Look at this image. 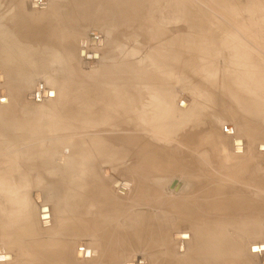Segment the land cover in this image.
<instances>
[{"label":"bare ground","instance_id":"obj_1","mask_svg":"<svg viewBox=\"0 0 264 264\" xmlns=\"http://www.w3.org/2000/svg\"><path fill=\"white\" fill-rule=\"evenodd\" d=\"M39 1L8 0L7 9L0 12V83H3V87H0V138L6 139L4 144L10 152V156H7L3 155L4 150H0V190L6 188L19 193L26 187L39 188L43 184L46 197L58 203V209L46 205L38 208V223L42 232L32 224L45 237L43 240L50 242L63 235L67 240L82 238L85 245L99 246L100 250L96 247H83V244L73 251L69 246L54 247L52 242L40 245L37 250H18L17 234H14V242L8 241L10 246L14 245V252L19 251L23 259L39 260V264H50L54 260L52 256L62 264H116V257L132 256L133 259L124 264H135L134 260L139 254H144L147 258L152 256L155 258L154 262H157L155 264H161L158 255L169 254L172 246L156 220L161 214L160 209H163L168 214L180 213L186 221L179 225L177 233L171 234L172 241L182 242L185 235L183 233H195L191 232L193 239L188 254L173 260L171 264H219L214 262L216 239L221 253L225 254L229 247L225 243L227 238L247 243L252 232L264 229V143L256 137L259 129L257 133L255 130L258 127L264 128V52L254 48V45H251L252 49L248 44L240 52L236 51L238 54L232 59L230 57L233 52L229 53L228 60L232 63L228 62L232 66H226L228 72L221 71L219 74L216 71L219 75L214 72L215 78L222 77L219 79L224 82L219 80L223 86L217 83L216 91L211 89L214 95L207 90L209 96L213 95L211 99L205 95L199 96L200 93L195 94L194 97L197 98L192 97V94L191 97L181 94L176 98V87H182L180 78L188 80V83H196V79L202 77L199 75L206 77V73L210 72L208 70L205 73L202 68L207 60L213 58L209 52L212 54L211 51L218 45L222 46L223 41L229 42L224 34L220 38V29L213 31L208 26L207 32H202L203 37L197 42L192 41L195 36H191L192 27L185 23V18L180 28L161 29L155 22L156 17L154 21L157 10H151L154 16L150 12L149 15L145 13L151 9V2L155 3L156 0H138L143 5L138 6V13H134L133 7L136 0H71L65 6L61 5L62 0H59L60 4L55 3V0L54 3H44V6ZM167 2L164 4L167 5ZM183 2L186 14L196 12L205 16L202 7L195 8L185 0L179 4ZM146 3L148 10H145ZM176 5L172 4L174 7ZM62 6L72 10L61 12ZM176 8L182 10L180 5ZM131 11H134L137 28L147 40L145 54L154 63L148 62L146 58L136 60V55L131 54L130 59L123 60L114 67L101 65L96 67L97 70H92L94 72L81 74L75 54L81 58L82 49L85 48L77 37L78 48L76 45L75 47L78 51L75 53L72 45L75 26L98 25L102 29L121 27L122 24L132 22ZM177 14L179 15L174 12L173 15ZM178 20L175 19L174 24ZM199 23L202 24L200 21ZM255 33L258 34V31ZM258 35L264 36L263 33ZM89 38L90 43L91 38L94 39L93 49L100 48L96 46L100 45L96 35ZM261 40L264 42V37ZM226 42L225 47L231 45ZM230 48L232 47L228 50ZM262 49L264 50V44ZM217 50L213 53H217ZM232 50L233 48L229 51ZM221 51L220 56L221 53L229 52ZM86 55L79 61L81 68ZM216 56L219 57V54ZM96 59L92 63L97 64L99 58ZM215 61L214 64L219 63ZM87 65L91 66V62ZM64 66L70 68L69 74L64 71ZM238 67H241L244 74H241ZM35 69L37 73L42 72L44 77H53L54 80L50 81L49 91L41 88L39 91L24 92L25 99L29 100L28 96L32 95L31 99L36 103L39 101L34 100V97L38 92L40 96L44 91L52 92L53 95L41 96L40 105L36 104V107H24L20 104L23 93L17 90V83L35 78L32 75ZM207 69L211 70V66ZM26 74L30 78L18 79V75L20 77ZM226 74L232 75V78L228 79L230 75L227 77ZM239 74L245 80L242 81L245 84L243 86L240 80L238 83V79L242 78ZM228 80L235 86H228ZM45 81L49 82L47 78ZM183 84L190 88L188 84ZM202 85L207 86L204 81ZM207 87H202L201 90L210 88ZM258 94L260 98L255 99ZM44 100H50V105L43 104ZM210 104L213 110H209ZM209 111L217 114L216 122L212 123ZM222 120L233 123L235 132L225 134L230 128L220 129ZM26 134L35 138L52 134L54 139L52 142L49 137L43 150L34 149V145H25L16 150V146L24 145L22 137ZM233 135L236 137H231ZM161 164L166 165L164 169L160 168L161 172L176 173L181 180V184L178 180L170 182L169 193L164 191L163 180L156 173L148 172L151 168L162 167ZM31 174L37 180L31 183L26 179L23 182L22 178ZM108 176L127 180L115 179L111 183L102 180ZM10 179H14V185L8 183ZM117 181L120 183L115 187ZM5 191H0V197L10 195ZM177 192L178 196L174 198L167 195ZM10 198L8 202L13 200L9 201ZM148 199L153 211L143 205ZM1 202L0 230L4 228L3 222L9 215L21 211L15 206L16 202L15 207L11 205L9 208ZM121 203L125 204L124 209ZM116 204L120 207H116ZM42 207H47L48 225H43L40 218L39 209ZM128 211L136 212L135 216L122 220L121 215ZM28 217L24 218L25 222ZM182 226L187 227L186 232H180ZM30 227L32 228H28ZM0 243V256L10 255V260H0V264H16L17 256L6 251L5 246L8 245H5L1 234ZM232 245L237 248L236 243ZM253 245L258 247L252 249L254 246H249V257H261V244Z\"/></svg>","mask_w":264,"mask_h":264},{"label":"rangeland","instance_id":"obj_2","mask_svg":"<svg viewBox=\"0 0 264 264\" xmlns=\"http://www.w3.org/2000/svg\"><path fill=\"white\" fill-rule=\"evenodd\" d=\"M39 1V0H38ZM41 2H42V5L44 6L45 4H46V2L47 3H49V1L52 3H54L55 2V0H40ZM39 1V2H40ZM61 1V0H60ZM59 0H56V2L55 3H57V2H59V4L61 3V5L63 4V6H65V5H67L71 0H62L61 2H60ZM138 0H136V2H137ZM170 1V2H169ZM168 2H167V0L165 1V0H162V1H160V0H158V2H157V0H156V2L154 3V2H151V9H149V11H146L145 13H147L148 15L151 13L153 16H154V14L151 12V10L152 11H154V9L155 10H157L156 11V13L157 14H155V16H154V21L156 22V24H158V25H160V27H161V29L163 28V29H167V30H169V29H171V27H175V28H180L181 26H182V24L184 23V21H183V19L185 20V23L187 22L189 25H190V27H192V31H191V36H195V38L194 37H192V41H194V42H197V40H200V38L201 37H203V33H205V32H207V30H208V26H211L210 27V29L209 30H213V31H218L219 29V31L220 32H218V33H221L222 35H220V38H222L224 35V37H228V41L230 42H226V40H225V42L228 44H231L230 46H224V44H225V42L223 41L225 38H223V45L222 46H216L214 49H213V51H215V50H220L221 49V47H223L222 48V51L223 52H226V51H229V50H231L232 48H233V50L232 51H229V52H226V54L225 53H221L222 55L220 56V51H218L217 50V53H213V51H211L212 52V54H210V52H209V55H212V57L214 58H212V59H210V60H207V62L203 65V67H202V65H201V67L204 69V72L206 73L208 70L210 71V72H208L209 73V76H207L208 75V73H206V77L204 76V75H199V76H202V77H199V76H197V75H193V76H195V77H199V78H197L196 79V83L195 82H193V83H188L189 81L188 80H186V79H183V78H180V80L182 81V83L180 84V85H182V87H176V89H175V97L176 98H178L181 94H183V95H188V96H190L191 94H192V97H194L195 96V94H199V96H203L204 97V95L206 96V97H209L210 99H211V95L213 94L214 95V91H211V89H213V90H215L216 91V88H217V83L219 84V85H222L223 86V84L221 83L220 84V81H222V80H220L219 78L217 79V77L215 78V76L216 75H219L220 73H221V71H222V73L224 72V71H226V72H228L227 70L228 69H226L227 67L226 66H228V67H230V66H232V65H230L232 62L231 61H229L230 59H232L233 58V56L237 53L238 54V52H236V51H238L239 50V52L241 51V49L243 50L245 47H248V46H250L251 48H252V46L251 45H254L253 47L254 48H257L258 50H260V52H264V50L262 49V45L264 44V42L261 40V38L262 37H264V36H259L258 34H260V33H263V35H264V0H185V1H188V4L189 5H192L193 7H202V12L205 14V16H203L201 13H196V12H193V13H189V14H186V10H185V4H184V2L182 3V4H179V2L181 3L182 1H184V0H180L179 2L178 1H176V0H174L175 1V3L177 4L176 6H178L179 7V5H180V7L182 8V10L181 9H179V8H176V6L174 7V6H172V4H175V3H172V2H174L173 0H169ZM172 1V2H171ZM210 1V2H209ZM132 2H134V1H132ZM136 2L134 3V5H133V7H134V9H135V12L134 13H138V10H137V8H139L140 9V7H142L143 5H142V2L140 1V2H137L138 3V5H136ZM160 2H162L161 3V5H163V6H161L160 5ZM164 2L166 3L167 2V5H165L164 4ZM198 2V3H197ZM212 2V3H211ZM234 2H237V3H234ZM45 3V4H44ZM154 3V4H153ZM171 3V4H170ZM206 5H205V4ZM214 3V4H213ZM234 3V4H233ZM140 4V5H139ZM154 6H153V5ZM170 4V5H169ZM179 4V5H178ZM184 4V5H183ZM198 4V5H197ZM210 4H211V6H210ZM236 4V5H235ZM8 5H9V3H8V0H0V12H4L6 9H7V7H8ZM187 5V4H186ZM196 5V6H195ZM215 5V6H214ZM224 5H228V6H224ZM234 5V6H233ZM42 6V7H43ZM62 6V10H61V12H68V11H71L72 9H69L68 7L66 8V7H63ZM138 6H140V7H138ZM146 6V7H145ZM144 7H145V10H148V6H147V3H146V5H145ZM159 6H161V7H159ZM165 6V7H164ZM169 6V7H168ZM205 6V7H204ZM207 6V7H206ZM209 6V7H208ZM213 6V7H212ZM230 6H232L231 8L232 9H230ZM136 7V8H135ZM150 7V6H149ZM159 7V9H157ZM167 7H168V9H167ZM170 7L172 8V7H174V8H172V9H170ZM229 9H228V8ZM147 8V9H146ZM163 8V9H162ZM164 8H165V10H164ZM180 10V11H178V10ZM228 9V11H230L229 13H228V11H226ZM161 10V11H160ZM175 10V11H174ZM184 10V11H183ZM204 10V11H203ZM208 10V11H207ZM169 12V14L171 13L172 14V17H175L174 19L171 17V14L169 15L167 12ZM175 12V14L178 12L179 13V15L177 14V16L176 15H173L174 14V12ZM231 11H234V12H232L231 13ZM133 12L131 11L130 13H131V18H130V21H132V22H130L128 25L126 24V25H124V24H122L121 25V27L119 26V27H117V28H107V29H102L101 27H99L98 25L96 26V25H78L77 24V26H75V29L73 30V32H75V37L73 38V40L75 41L76 39H77V37L78 38H80V42H81V40H84V48L85 49H82V54L80 55L81 56V58H79L78 56H77V54H75L76 55V59H77V61H78V71L81 73V74H86V73H91V72H94L95 70H97V68H99L101 65H103V66H105V67H107V66H111V67H114V66H116V65H118L119 64V62H121V61H123V60H126V59H130L131 58V54H134V55H136V57H137V59L136 60H142V59H144V58H146V60L148 61V62H152V63H154V61H152V59L149 57V56H147L146 54H145V51H147V40H145V38L143 37V34L141 33V31H139L140 29L139 28H137V26L138 25H136V19L134 18V16L133 15H135V14H133ZM148 12H150V13H148ZM155 12V11H154ZM162 13V14H161ZM183 13V14H182ZM195 13H196V15H195ZM207 13V14H206ZM163 14H165V15H163ZM166 14H168L167 16H166ZM190 14L192 15V16H190ZM222 14V15H221ZM228 14V15H227ZM234 14H237L236 16L234 15ZM148 15H147V17H148ZM182 15V16H181ZM194 15H195V17H194ZM201 15H202V17H201ZM223 15H226V16H223ZM159 16V17H158ZM210 16V17H209ZM223 16V17H222ZM231 16H233V17H231ZM239 16V18H237ZM155 17H156V19H155ZM159 19H158V18ZM164 17V18H163ZM169 17H170V19H169ZM183 17V18H182ZM197 17H199V18H197ZM207 19H206V18ZM212 17V18H211ZM133 18H134V20H133ZM163 18V19H162ZM165 18H167V21H166V19ZM179 18H182V19H180V20H178ZM192 18V19H191ZM195 18V19H194ZM206 20H204V19ZM217 20H216V19ZM218 18H220V19H218ZM222 18H223V20H222ZM250 18H252V19H250ZM165 19V20H164ZM169 19V20H168ZM175 19H177L178 21H180V22H178V21H176V24H174L175 23ZM215 21H214V20ZM228 19V20H227ZM164 21V23H162L163 21ZM174 22H173V21ZM182 20V21H181ZM192 20V21H191ZM196 20H197V22H196ZM202 23V24H200L199 23V21ZM218 20H221V21H223L224 22V24H222L223 22H219ZM227 20V21H226ZM250 20H252L253 22H250ZM168 21L169 22H171V23H168ZM204 21V22H203ZM220 23V25L221 26H219V24L217 23ZM133 22H135V24H133ZM154 22V23H155ZM159 22V23H158ZM167 22V23H166ZM173 22V23H172ZM209 22V23H208ZM263 22V23H262ZM180 23H181V25H180ZM211 23V24H210ZM259 23V24H258ZM155 24V25H156ZM227 24V25H226ZM260 24H262V26L260 25ZM162 25V26H161ZM172 25V26H171ZM195 25V26H194ZM198 25H200L199 27H198ZM203 25H204V27H203ZM207 27H206V26ZM214 27H213V26ZM231 25V26H230ZM261 26V28L259 29L258 28V26ZM125 26V27H124ZM197 26V27H196ZM225 26H226V28H225ZM158 28H160L159 26H157ZM203 27V28H202ZM225 29V30H222L223 28ZM119 28H121V29H119ZM122 28H123V30H122ZM212 28V29H211ZM215 28H217V29H215ZM222 28V29H221ZM228 28V29H227ZM257 28V29H256ZM262 28H263V30H262ZM120 30V32L118 31V30ZM138 29V30H137ZM230 29V30H229ZM81 30V31H80ZM197 30L198 31V33L199 34H197V31H196V34L194 33L195 31ZM252 30V31H251ZM116 31V32H115ZM200 31V32H199ZM222 31V32H221ZM223 31H224V33H223ZM258 31V34L257 33H255V32H257ZM140 34H139V33ZM203 32V33H202ZM227 32H228V35H227ZM232 32V33H231ZM114 33V34H113ZM231 33V34H230ZM246 33V34H245ZM93 34V35H92ZM137 34V35H136ZM224 34V35H223ZM233 34V35H232ZM241 34V35H240ZM256 34H257V36H256ZM77 35V36H76ZM94 35H96L98 38H96L97 40H100L101 42H100V45H97L96 44V46H98V47H100V48H96V49H98V50H96V49H93V47H95V43H94V45L92 46V44L90 43V38H89V36H94ZM200 35H202V36H200ZM243 35V36H242ZM114 36V37H113ZM234 36V37H233ZM237 36V37H236ZM255 36V37H254ZM251 37V38H250ZM257 37H258V40H257ZM260 37V38H259ZM88 38H89V43H88V45H87V40H88ZM232 38H234L233 40H232ZM255 38V39H254ZM142 39V40H141ZM202 39V38H201ZM248 39H250V42H248L249 40ZM255 40L254 42L252 41V40ZM72 40V42L74 43V44H72L73 45V48H74V50L76 51H78V46H77V41L78 40H76L75 42ZM103 41V42H102ZM236 41V42H235ZM239 41V42H238ZM146 42V43H145ZM258 44H257V43ZM255 43V44H254ZM102 44H105V45H103L102 46ZM234 44V45H233ZM235 44H238V45H235ZM248 44H250V45H248ZM257 44V46H255ZM260 44V45H259ZM75 45L77 46V48L75 47ZM91 45V46H90ZM148 45H150V44H148ZM243 45V46H242ZM248 45V46H247ZM81 46H83V45H81ZM85 46H89V47H85ZM234 46V47H233ZM141 47V48H140ZM229 47H232V48H230L229 50H228V48ZM261 47V48H260ZM114 48V49H113ZM135 48V49H134ZM143 48H144V50H143ZM137 49V50H136ZM224 49L226 50V51H224ZM253 49V48H252ZM140 50V51H139ZM197 50V49H196ZM77 51L75 52V53H77ZM96 52L95 53V55L97 54V59L99 58V60L98 61H96V63L97 64H94V65H91V66H88L89 68H87V69H85L84 67V69L83 68H81L80 67V65H79V61H80V59L81 60H83L84 59V56L87 54V55H93L94 54V52ZM221 51V52H222ZM90 52H92V53H90ZM112 52V53H111ZM144 52V53H143ZM231 52H233V55H231V57H230V54L229 53H231ZM90 53V54H89ZM259 53V52H258ZM219 54V57H217L216 55H218ZM227 54H229V55H227ZM232 54V53H231ZM236 54V55H237ZM114 55V56H113ZM216 57H215V56ZM226 55V56H225ZM226 58H225V57ZM227 56H228V58H227ZM110 58V59H108V58ZM222 57V58H221ZM229 57H230V59H229ZM115 58V59H114ZM141 58V59H140ZM219 58H220V60H219ZM96 59V58H95ZM96 59V60H97ZM112 59V60H111ZM222 59H224V60H222ZM227 59V60H226ZM229 59V60H228ZM218 61L219 63H217L216 61V63L214 64V62L213 61ZM211 61H212V63H211ZM231 62V63H229V62ZM112 62V64H110ZM208 62H210V63H208ZM223 63V64H222ZM226 63H227V65H226ZM83 64H84V62H83ZM87 64V63H86ZM209 64V65H208ZM199 65V66H200ZM215 65V66H214ZM225 66V68H223L224 66ZM94 66V67H93ZM206 66V68H204ZM211 66V70L210 69H207L208 67H210ZM77 67V66H76ZM91 67V68H90ZM97 67V68H96ZM52 68L54 69V66H52ZM93 68V69H92ZM201 68V69H202ZM13 69V68H12ZM12 69H10V70H12ZM202 69V70H203ZM205 69H207V70H205ZM215 69V70H214ZM238 69L240 70V72H242V70H241V67H238ZM7 70H9V69H7ZM66 70V73L67 74H69V72H70V68L68 67V66H64V71ZM92 70H94V71H92ZM219 73H217V72ZM12 72H14V70H12ZM33 72H36V73H33ZM78 72V73H79ZM203 72V71H202ZM214 72L215 73H217L216 75H214ZM41 74H39V73H37V71H36V69H35V71H32V75L35 77V78H32L31 77V79H29L28 81H21V82H18L17 83V90L18 91H20V92H22L23 93V95H22V97L23 98H21V106H24V107H26V106H30V107H36L37 105L36 104H38V105H40L39 104V102H36V103H34V101H32L33 99H29V100H26L25 99V97H24V92H31V91H33V90H37V88H44L46 91L48 90L49 91V89H50V86L49 85H51V82L54 80V79H52L53 77H51V78H49V77H44L43 75L44 74H42V72H40ZM201 73V72H200ZM199 73V74H200ZM14 74V73H13ZM37 74L39 75L38 77L39 78H41L40 80H39V78L37 77ZM241 74H244L243 72L241 73ZM241 74H239V76L241 75ZM26 75H28V74H26ZM26 75H21L20 77H19V75H18V79H20V78H22V77H26V78H30V76H31V73H30V76L28 75V76H26ZM42 75V76H41ZM172 75H176V74H174V73H172ZM230 74H226V76L228 77ZM41 76V77H40ZM95 76V75H94ZM231 76V77H230ZM229 77H228V79H231L232 78V75H230ZM239 76L237 75V77L239 78ZM227 77H225V79H227ZM236 77V79H238ZM241 77L242 78H239L238 79V83H239V80H240V82H241V86H243V85H245L244 84V82H245V80L243 79V76L241 75ZM44 78V79H43ZM47 78V80H49V84L47 83V81H45V79ZM33 79V80H32ZM200 80L199 82L197 81V80ZM218 80V82H216V80ZM243 79V80H242ZM220 80V81H219ZM51 81V82H50ZM203 81H204V85H205V83L207 84V86H209V87H207L206 85L205 86H203L202 84H203ZM213 81H214V84H213ZM242 81H244L243 83H242ZM183 82L185 83V84H188L189 85V87L190 88H187V86L186 85H184L183 84ZM187 82V83H186ZM201 82H202V84H201ZM222 82H224V80L222 81ZM216 83V84H215ZM227 85L228 86H235L234 85V83L231 81V80H228L227 82ZM237 83V84H238ZM243 84V85H242ZM2 85V86H1ZM41 86V87H40ZM201 86V87H200ZM0 87H3V83H0ZM202 87H207V88H209V89H206V90H201V88ZM212 87V88H211ZM189 89V90H188ZM219 89H220V86H219ZM233 89V88H232ZM196 90H198V91H196ZM201 90V91H200ZM209 91V93H211L212 92V94H210V96L208 95L209 93H208V91ZM187 91H191L190 93H186ZM207 93H206V92ZM220 91V90H219ZM233 91H235V89H233ZM36 92H38V91H36ZM203 92V93H202ZM216 93V92H215ZM38 94H40L39 92H38ZM212 95V96H213ZM31 97H33L32 95H30ZM257 97H255V96H249V97H251V98H254L255 97V99H259L260 98V95L258 94V95H256ZM191 97V96H190ZM194 98H197V97H194ZM214 98V97H213ZM212 98V99H213ZM31 101V102H30ZM50 100H44L42 103L43 104H48L49 103V105H50V103L51 102H49ZM34 103V104H33ZM23 104V105H22ZM42 105V104H41ZM211 105V104H210ZM211 107H212V105H211ZM209 108V110H213V107L212 108ZM210 112V111H209ZM213 116V117H212ZM215 116V117H214ZM210 117L211 118H213V119H211L212 120V123L215 121V119H216V117H218L217 116V114H215L213 111H211L210 112ZM216 122V121H215ZM236 126H237V124H236ZM224 127H229L230 128V130H226L225 132H228V133H225V132H223V133H225V134H227V135H229V134H231V133H233V132H235V128H234V124L233 123H229V122H226V121H221L220 122V126H219V128L220 129H223ZM259 129V132L257 131ZM232 130V131H231ZM256 130V133L258 132L259 133V135H257L256 134V137H258V140H262V142L264 143V128H262V127H258V128H256L255 129ZM261 130V131H260ZM222 131V130H221ZM49 137L51 138L50 140L52 141L53 139H54V136L52 135V134H50L49 136H36V138L35 137H30L28 134H26L24 137H22V140H23V142H24V145L22 144V145H19V146H16V150L17 149H20V147H24L25 145L26 146H29V145H31V146H33L34 145V149H41V150H43V146H47V142H49ZM231 137H236L235 135H233V136H231ZM260 137H262V139H260ZM217 138V137H216ZM33 140V142H31ZM242 140H244L243 138H242ZM4 141H6V139H3V138H0V150H4L5 151V153H3V155H7V156H10V152H9V148L6 146V144H4ZM29 142V143H28ZM31 142V143H30ZM53 142V141H52ZM230 142V141H229ZM244 142H246L245 140H244ZM28 143V144H27ZM36 143H38V144H36ZM230 146V145H229ZM16 150H14V152L16 153ZM60 150V149H59ZM230 152V151H229ZM59 155V152H57V156ZM217 155V154H216ZM12 156H14V154L12 155ZM26 156H28V155H26ZM3 157V156H2ZM1 157V158H2ZM29 157V156H28ZM4 158V157H3ZM2 158V159H3ZM1 160V159H0ZM160 166H162V167H155V168H151V169H149L148 170V172H152V173H156V175H157V177L158 178H161V180H163L162 181V185H163V188H164V191H166L167 193H169L168 192V186H169V184H170V182L172 181V180H178L179 182H180V184H181V180L179 179V177L176 175V173H166V172H161V169L160 168H162V169H164L165 167H166V165L165 164H161ZM105 176H107V174H105ZM23 179V182L25 181L26 182V179H28L29 180V182H31L32 183V181H34V180H37L36 179V177H35V175H33V177H32V174L30 175V176H28V177H23L22 178ZM115 179H119V180H123L124 178L123 177H105V178H103L102 180H105V181H108L109 183H111V182H113V180H115ZM125 181L127 180V178L126 179H124ZM118 183L116 184V182H115V184H114V186L116 187L120 182L119 181H117ZM9 184H11V185H14V179H10L9 180V182H8ZM28 185V184H27ZM40 188V189H39ZM39 188H33V187H26L25 189H22L21 191H19V193L17 192V191H13V192H11V191H9L8 189H6V188H3V190H0L1 192H3V191H5V190H7V191H5V192H7V194H10L9 196H5V197H8V198H10L9 199V201L11 200V199H13V200H11L10 202H8V198H5V197H0V202L2 203V204H4V205H7V206H5L6 208H9L11 205L12 206H14L15 204V202H16V205L15 206H17L18 208H20L21 209V211H19V212H17V214H11V215H9L8 217H7V219L6 220H4V222H3V226H4V228L3 229H1L0 230V234H1V236H2V238L4 239V243H5V245L7 244L8 246H5L6 247V251L7 252H10L13 256H17V260H16V264H39V260H35V261H33V259H23V258H21V253L18 251V252H14V251H16V249L14 248V245L13 246H10L9 245V242H10V240H11V242H14V240H12V239H14V234H17L15 237H17V239H18V243H17V249L19 248H23V249H32V250H37L38 249V247H40V245H46V244H49V243H51L52 242V246H54V247H56V246H61L60 248H67L68 246L70 247V249L71 250H75V248H77L78 246H83V244H84V246L83 247H85V246H88V247H91L92 249H94L96 246L94 245H89V244H86L85 245V242H84V239H82V238H74V239H69V240H67L66 238H65V236L63 235L61 238H59V237H55V239H50V238H47V239H49V240H51L50 242L49 241H45V240H43L45 237H43L42 236V234H41V232H42V229L40 228V226H39V221H38V208L41 206V205H46V206H49L50 208L53 206V207H55L56 209H58L57 207H58V203L55 201V200H49L47 197H46V195H45V193H44V191H43V184H41L40 186H39ZM180 189L178 188V191H179ZM12 193V194H11ZM32 194H38V203L32 198ZM167 195H169L170 197H176V196H178V192L176 193V194H172V193H170V194H167ZM13 197V198H12ZM19 197V198H18ZM15 198H17V199H15ZM4 199H5V201H4ZM6 200H7V202L8 203H10V205L9 204H7V202H6ZM4 201V202H3ZM13 201V202H12ZM64 202V201H63ZM13 203V204H12ZM122 204V203H121ZM151 204L152 203H149V199L147 200V201H144V203H143V205H144V207H147L148 208V210H151V211H153L154 209H153V207L151 206ZM3 205V206H4ZM57 205V206H56ZM14 206V207H15ZM24 206V207H23ZM120 207V205H118V204H116V207ZM122 206V209H124V207H125V204L123 205H121ZM22 207V208H21ZM143 207V208H144ZM47 208V207H46ZM40 210V209H39ZM158 210H159V208H158ZM1 211H2V209H1ZM7 211H9L10 212V210L8 209ZM161 214L159 215V218H157L156 220L158 221L157 223H160L159 225H161V227H162V230H163V232L165 233V235L167 236V238H168V240H170V242H171V244H172V246H171V251H170V253L169 254H166V253H164V254H161V255H158V257H159V259H160V261H161V264L163 263V264H171V263H173V260H178V259H181L182 257H184V256H186L187 254H188V250H189V248H191V243H192V239H193V234L192 233H194V231H191L190 233H183V234H185L184 235V240L182 241V242H177V241H172L171 239H170V236H171V234L172 233H177L179 230H178V227H179V225L180 224H183V223H185L186 221L183 219V216L180 214V213H166L165 211H163V209H160V211H159ZM135 214H136V212H134V211H128L127 213H125L124 215H121L122 217V220L123 219H127V218H130V217H133V216H135ZM29 216L28 218L29 219H27L28 221L27 222H25L24 221V218L26 217V216ZM163 222V223H162ZM32 223H34V225H36V229H38V230H40V231H37V230H35V227L33 226V224ZM29 226H32V228L30 227V228H28ZM173 226H175V227H173ZM29 229H31V230H29ZM170 229H171V231H170ZM172 229H174V230H172ZM16 230V231H15ZM20 230V231H19ZM182 230H184L185 232L187 231V227L186 226H182L181 227V231L180 232H182ZM14 231V232H13ZM24 231V232H23ZM31 233H30V232ZM183 231V232H184ZM6 232H8V233H6ZM16 232V233H15ZM21 232H23V233H21ZM25 232H28V233H25ZM30 233V234H29ZM33 233V234H32ZM4 234V235H3ZM28 234V235H27ZM195 234V233H194ZM12 235V236H11ZM8 236V237H7ZM29 237V238H28ZM228 240H226L225 241V243H226V245L227 246H229L228 248H227V250L225 251V254H224V252L223 253H221V248L219 247V245H218V241H217V239L215 240V246H214V257H215V261L214 262H217V263H219V264H264V229L262 228V229H258V231H254V232H252L251 233V235H250V239H247V243L246 242H242V241H238L237 240V242H234V240L232 239V238H227ZM35 240V241H34ZM9 241V242H8ZM234 243H236L237 244V248L236 247H234L232 244H234ZM253 244H261L260 245V249L262 248L263 249V255L261 256V257H249L251 254H250V252H249V246H254V247H251L252 249H254V248H256V247H258V246H255V245H253ZM99 244H97V246H98ZM36 246V248H34ZM63 246V247H62ZM98 250H100V247L98 246V247H96ZM1 249H2V244L0 243V251H1ZM18 249V250H19ZM230 250V251H229ZM3 251V250H2ZM73 251H72V255H73ZM71 255V257H72V259H73V256ZM167 255H169V257L167 256ZM6 256H9L10 257V255H6ZM156 256V255H155ZM53 258H54V260L50 263V264H62L60 261L59 262H57L56 260L57 259H55V256H52ZM21 258V259H20ZM166 258H168V259H166ZM133 258H132V256H131V258L130 257H125V256H118V257H116V264H124L125 262H130V260H132ZM142 259V260H141ZM158 259V260H159ZM8 260H10V259H8ZM23 260V261H22ZM30 260H32L34 263H32ZM21 261V262H20ZM150 261H151V263L152 264H155V263H157V262H154L155 261V258L154 257H152V256H150V257H146V255H144V254H139L136 258H135V260H134V263L135 264H151L150 263ZM18 262H20V263H18ZM14 264V263H13ZM63 264H65V263H63Z\"/></svg>","mask_w":264,"mask_h":264},{"label":"water","instance_id":"obj_3","mask_svg":"<svg viewBox=\"0 0 264 264\" xmlns=\"http://www.w3.org/2000/svg\"><path fill=\"white\" fill-rule=\"evenodd\" d=\"M93 35V34H92ZM94 39L93 38H91V43H93L94 44V41H93ZM100 40H98V44H100ZM80 44L81 45H84V40H81V42H80ZM95 58H97V55H95V54H93V55H86V60H85V62H84V64H83V67L85 68V69H87L88 68V65L86 64V63H88V62H91V65H93L94 63H92V61L95 59ZM38 91L39 90H41V88H38L37 89ZM46 95H49V96H52L53 95V93L52 92H46V91H44V93H43V95H41V96H45L46 97ZM39 94L37 95H35V97H34V100H36V101H40L41 100V97ZM29 98H33V97H31V96H28ZM118 182H116V184H117ZM38 195L37 194H32V198L38 203L39 201H38V197H37ZM40 218H41V220H42V223H43V225H48V223H47V221H46V218L48 217V215H47V208L46 207H42L41 209H40ZM3 259H5V260H8V259H10V257L9 256H0V260H3Z\"/></svg>","mask_w":264,"mask_h":264}]
</instances>
